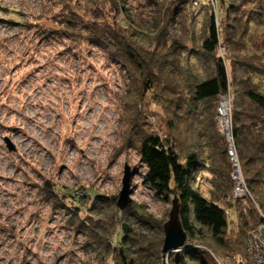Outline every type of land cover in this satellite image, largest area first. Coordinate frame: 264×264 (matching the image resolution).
<instances>
[{
  "label": "rangeland",
  "instance_id": "rangeland-1",
  "mask_svg": "<svg viewBox=\"0 0 264 264\" xmlns=\"http://www.w3.org/2000/svg\"><path fill=\"white\" fill-rule=\"evenodd\" d=\"M154 1L0 0V264H112L103 246L107 239L115 244L122 220L116 202L112 207L108 199L118 197L125 167L131 173L132 208L141 209L161 226L171 208L172 197L165 202L144 184L146 169L138 153L141 138L156 133L174 145L181 158L195 150L206 157V140L198 139L195 149L190 147L199 124L192 126L174 114L184 96L178 68L173 78L160 71L159 78L152 80L172 89V96L165 95L160 85L147 89L149 79H142L129 64L122 67L86 41L58 34L63 27L59 19L72 11L79 21L96 18L132 36L129 41L140 56L151 52L155 44L163 47L171 38L187 43L188 32L194 33L198 47L210 9L203 8L193 19L183 12L176 26H168L170 0ZM189 2L193 14L201 0ZM202 2L211 6L217 26L227 24L228 0ZM249 9L248 5L241 9L242 21ZM235 43L241 49L238 54H233L235 46L224 48L222 54L228 81L236 71L230 63L233 58L262 69L256 81L264 89V27L249 25L243 39ZM154 60L145 64L154 68ZM191 72L204 76L198 66L196 71L184 68L179 74ZM229 91L232 94L231 85ZM178 99L182 100L176 105ZM220 101L214 106L213 120L217 132L229 141L225 135L230 129L229 112L227 128L218 126ZM194 187L208 199L210 175L199 173ZM97 195L104 202L96 201ZM76 214L83 221L98 222L101 228L89 227L81 234L74 225ZM227 220L228 233L234 234L235 213H227ZM131 228L141 246L147 247L152 234L135 224ZM90 231L102 244L94 241ZM190 244L197 246V241ZM202 246L224 259L228 251L244 253V239L240 246L228 249L216 247L207 238ZM136 256L131 253L132 259ZM145 257L144 253L141 264H151ZM155 262L163 264L162 257Z\"/></svg>",
  "mask_w": 264,
  "mask_h": 264
},
{
  "label": "trees",
  "instance_id": "trees-1",
  "mask_svg": "<svg viewBox=\"0 0 264 264\" xmlns=\"http://www.w3.org/2000/svg\"><path fill=\"white\" fill-rule=\"evenodd\" d=\"M147 1L148 4L155 2ZM222 1L225 2V0H219L221 4ZM234 1L228 0L224 8L227 24L223 26L218 23L217 26V17L209 3L201 0L198 8L196 7L197 10L191 14L189 0H170V6L167 8L168 26H176L183 12L193 19L203 8L210 9L205 35L200 39L198 47L194 44V41H197L194 33L188 32L187 43L171 38L163 47L155 44L151 52L140 56L136 47H133L129 41L132 36L126 37L113 29L110 24L98 21L96 18L89 22L79 21L81 19L72 11L66 12L63 19H59V25L64 28L62 27V31L58 33L71 39L78 38L86 41L89 45L105 52L108 59L122 67L129 64L130 67L136 68L135 71H139L142 79L147 77V80H150L147 81L150 83H147L149 84L146 85L147 89L153 90L160 85L159 91L163 90L165 95L172 96V89L167 87L163 89L160 83L153 84L152 81L153 78L156 80L159 78L160 71L164 77L173 78V70L176 68L179 71L184 68L196 71L198 66L204 70V76L200 78L192 72L180 75L178 71L177 75L182 80L184 96L182 105H177L182 99L176 102L177 109L175 108L174 114L182 121H189L188 123L192 126L194 122L199 124L200 127L196 126L192 132L191 143L193 144L190 147L195 149L198 139L206 140L205 146L208 149L206 157H202L195 150L187 152L181 158L174 145L166 143L163 137L156 133L144 135L141 138L138 153L146 169L144 184L155 193L157 198L165 202L170 201V197H177L179 220L189 244L191 241H197L202 245L207 238L209 243L220 249L240 246L242 239H245L247 234L262 222L258 210L264 213V89L256 81L261 76L262 69L255 64L232 61L233 58L231 60L229 58L231 65L236 68L229 82L223 61L225 57H222L220 50L221 46L227 50L228 46H235L233 54L235 52L238 54L241 49L236 48L238 44L235 42L243 39L248 26L253 24L264 27V0ZM247 5L250 9L247 12L243 11L246 17L242 21L241 9ZM222 12L219 6L220 16ZM78 27L80 28L77 29ZM223 34L225 36H222L221 42L220 36ZM152 57L156 59L154 68L150 64H145L148 61L152 63ZM235 65L238 66L235 67ZM230 85L233 95L228 113L230 129L229 141H227L217 132L213 117L217 99L220 100L221 96H227L230 93ZM230 146L235 152L241 174L255 204L248 198L235 202L231 199V165L228 156ZM201 172L210 175L208 199L194 187L196 177ZM97 200L104 202L103 196L100 195L96 196ZM116 200L117 197L108 199L112 207ZM116 212L122 221L115 244L107 239L103 246L106 255L111 257L112 264H141L144 253L151 264L153 262L156 264L155 259H161L163 241L161 223L145 215L141 209L132 208L130 204L123 210L117 208ZM230 212L235 213L238 224L234 234L228 233L227 213ZM97 223L91 220L83 221L79 214H76L74 225L78 232L86 234L89 227L101 228ZM133 224L146 228L148 233L152 234V239L146 241L147 247L141 246V242L132 231ZM90 232V236L95 237L94 241L102 244L100 238L94 232ZM132 248L136 249L133 251ZM246 250L244 242V253L228 251L226 254H235L240 259L250 262L251 259ZM129 252L137 254L136 259H132ZM206 252L185 246L177 252V255L170 253L167 264H214L213 258Z\"/></svg>",
  "mask_w": 264,
  "mask_h": 264
},
{
  "label": "built area",
  "instance_id": "built-area-1",
  "mask_svg": "<svg viewBox=\"0 0 264 264\" xmlns=\"http://www.w3.org/2000/svg\"><path fill=\"white\" fill-rule=\"evenodd\" d=\"M191 3L196 4L194 1ZM223 49L224 47L221 46L220 50L222 54L224 53ZM231 100H232L231 93H229L227 96H221V101H220L219 107L217 108V113L219 117L221 115V111H224L225 116H226V121H227V115H228L227 112H229V106H230ZM219 117L217 118L218 126L220 125ZM225 135L227 139L229 140V132H226ZM228 156H229V162L231 165L230 179L232 181V192H231L232 201L233 202L241 201V200L248 198L255 204V201L252 195L249 193L247 189V186L241 174V170H240L237 157L231 146L228 149ZM258 212L261 216L262 222L258 224L253 230H251L244 239L246 249L251 255L250 262L246 260H242L237 255H234V254L228 255L225 259L222 257H216L208 249H206L199 243H197V246L194 244L187 243L186 246H190L191 248H197L202 251L209 252L215 264H264V213H261L259 210Z\"/></svg>",
  "mask_w": 264,
  "mask_h": 264
},
{
  "label": "water",
  "instance_id": "water-1",
  "mask_svg": "<svg viewBox=\"0 0 264 264\" xmlns=\"http://www.w3.org/2000/svg\"><path fill=\"white\" fill-rule=\"evenodd\" d=\"M130 178L131 173L128 167L124 168L121 190L116 200V206L123 210L131 203L130 199ZM171 208L168 213V219L162 225L163 241L161 246V257L163 264L170 253L178 252L188 243L186 233L184 232L179 220V202L177 197L170 201Z\"/></svg>",
  "mask_w": 264,
  "mask_h": 264
},
{
  "label": "bare ground",
  "instance_id": "bare-ground-1",
  "mask_svg": "<svg viewBox=\"0 0 264 264\" xmlns=\"http://www.w3.org/2000/svg\"><path fill=\"white\" fill-rule=\"evenodd\" d=\"M219 121H220V128L222 130H225L226 129V126H227V121H226V116H225V113L224 111H221V115L219 117Z\"/></svg>",
  "mask_w": 264,
  "mask_h": 264
}]
</instances>
